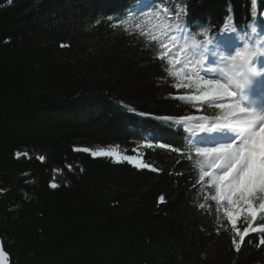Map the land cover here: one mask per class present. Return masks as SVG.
<instances>
[{
    "label": "trees",
    "instance_id": "obj_1",
    "mask_svg": "<svg viewBox=\"0 0 264 264\" xmlns=\"http://www.w3.org/2000/svg\"><path fill=\"white\" fill-rule=\"evenodd\" d=\"M161 20L176 26L167 47ZM248 24L264 41V0H0L8 264H264V213L236 217V230L249 229L241 241L227 202L200 179L208 165L189 142L205 140L176 118L218 110L186 98L195 89L177 87L168 51L175 31L217 43ZM84 149L137 155L142 166Z\"/></svg>",
    "mask_w": 264,
    "mask_h": 264
},
{
    "label": "snow or ice",
    "instance_id": "obj_2",
    "mask_svg": "<svg viewBox=\"0 0 264 264\" xmlns=\"http://www.w3.org/2000/svg\"><path fill=\"white\" fill-rule=\"evenodd\" d=\"M149 2L152 3V0ZM155 27L159 29L160 43L167 47L163 41L168 39V32L176 26L161 20ZM192 30L195 31V28ZM252 32H257V28L253 27ZM238 40L244 41V37L238 36ZM170 43L175 44V37ZM210 44L213 48L208 47ZM206 54L219 57V64L223 65L219 72L214 67H208L202 74L197 70L198 67H203ZM191 57L198 59L193 63ZM262 57L264 44L259 39L244 42L242 47H235L234 52H231L227 51L226 46L217 44L215 39L205 38L203 43L195 39L190 44L186 41L180 46V51L175 57L169 60L173 65L192 63V67L184 71L183 81L177 85L178 88L195 89V94L186 98L195 102H207L218 110L214 116H180L176 118V123H182L190 134L224 131L227 142L216 143L211 147H195L189 142V147L194 149L196 157L202 158V164L208 165L202 171L200 179H209L216 191L213 198L218 204L227 202L225 215L241 241L249 229L245 228L243 232L236 230V217L243 213L251 223L258 213H264V109L256 111L245 107L241 102L245 97L242 92L238 93L237 89L254 87L256 78L264 76V64L259 68L256 66L258 58ZM207 63L213 65L216 62L209 59ZM174 75L179 76L180 73ZM139 115L147 114L140 112ZM164 146L166 145H162ZM84 151L87 152L88 149ZM92 155L110 156L112 153L93 152ZM126 159L131 162V157ZM52 187L55 188L56 185ZM259 231L264 233V224H261ZM233 243L235 244V241ZM236 247L239 248V245ZM3 259L4 253L0 251V261Z\"/></svg>",
    "mask_w": 264,
    "mask_h": 264
},
{
    "label": "rangeland",
    "instance_id": "obj_3",
    "mask_svg": "<svg viewBox=\"0 0 264 264\" xmlns=\"http://www.w3.org/2000/svg\"><path fill=\"white\" fill-rule=\"evenodd\" d=\"M181 37H177V35H174L173 37H175V44L169 43V49H170V53L172 55V59L175 57L176 53L180 51V46L184 45L185 42L187 41L185 39V36L183 37V35L180 34ZM172 37V38H173ZM171 37H170V42H171ZM187 43L189 44V42L187 41ZM226 44V43H225ZM227 45V44H226ZM242 42H236L233 43L230 47H226L227 51H231L234 52L235 47H242ZM198 58L196 57H191L190 60L195 63L197 61ZM209 59L214 60L217 63H214L213 65H208L207 61ZM261 64H264V59L262 61H257V67L259 68ZM177 67V69L180 71L181 77L182 79H184V71L187 68H191L192 67V63L188 64V65H182V64H177L175 65ZM208 67H214L216 68L217 72H219L220 68L223 67L222 64H219V57H210L207 54L204 57V64L203 67H198V71L201 72V74L203 73V71L207 70ZM222 75V73H221ZM211 78V77H208ZM238 93L242 92L244 95V99L241 101L242 104L245 107H248L252 110H256L259 111L261 109H264V106H262V102L259 101V97L263 94L264 92V76L261 77H257L256 78V83L254 87H249V86H245L243 89H237ZM259 102V103H256ZM203 137L205 136V133H197L194 134V137L199 138V137ZM227 137L225 136L224 131L220 130L219 131V135L216 136L213 139V142L210 143L207 147H211V146H215L216 143H222V142H227L226 141ZM95 153H112V155L108 156V155H97V156H93L91 152V155L93 157H99V158H110V160L112 159V161L116 162V163H120V162H126L128 164H131L135 167H141L142 166V161L140 159V157H138L137 155H133V156H129L131 157V162H129L128 159H126V156H120L119 153H117L115 150L113 149H103V150H97L94 151ZM231 223V222H230ZM232 224V223H231Z\"/></svg>",
    "mask_w": 264,
    "mask_h": 264
},
{
    "label": "water",
    "instance_id": "obj_4",
    "mask_svg": "<svg viewBox=\"0 0 264 264\" xmlns=\"http://www.w3.org/2000/svg\"><path fill=\"white\" fill-rule=\"evenodd\" d=\"M0 251H2L4 253V259L2 261H0V264H8V256L7 254L3 251L1 242H0Z\"/></svg>",
    "mask_w": 264,
    "mask_h": 264
},
{
    "label": "bare ground",
    "instance_id": "obj_5",
    "mask_svg": "<svg viewBox=\"0 0 264 264\" xmlns=\"http://www.w3.org/2000/svg\"><path fill=\"white\" fill-rule=\"evenodd\" d=\"M128 2L130 1V0H127ZM140 1V3H141V6L142 7H144L145 5H147V6H149V0H139ZM155 126V125H154ZM156 129V128H155Z\"/></svg>",
    "mask_w": 264,
    "mask_h": 264
}]
</instances>
